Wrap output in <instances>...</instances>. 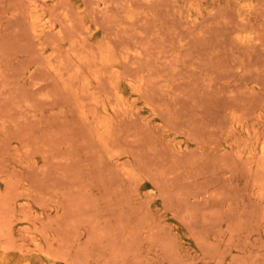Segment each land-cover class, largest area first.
<instances>
[{"label": "rangeland", "instance_id": "374dc122", "mask_svg": "<svg viewBox=\"0 0 264 264\" xmlns=\"http://www.w3.org/2000/svg\"><path fill=\"white\" fill-rule=\"evenodd\" d=\"M0 264H264V0H0Z\"/></svg>", "mask_w": 264, "mask_h": 264}]
</instances>
